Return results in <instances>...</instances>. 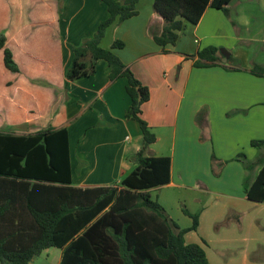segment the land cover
Listing matches in <instances>:
<instances>
[{
  "label": "crops",
  "instance_id": "0c3cea01",
  "mask_svg": "<svg viewBox=\"0 0 264 264\" xmlns=\"http://www.w3.org/2000/svg\"><path fill=\"white\" fill-rule=\"evenodd\" d=\"M18 2L12 0L10 7L22 10L24 1ZM57 2L60 10L52 17V35H20L30 26L27 15L23 12L24 18H19L0 10L1 26L6 25L8 44L15 52L39 56L38 48H46L47 42L55 55L54 61L45 62L53 74L28 81L54 98L44 116L26 124L27 130H40L31 126L61 104L59 125L47 123L45 128L67 130L72 185L114 186L136 168L135 155L142 144L138 123L126 118V78L110 82V68L98 60L94 75L64 88L72 48L92 38L109 14L102 0ZM152 4L153 0H140L138 14L109 26L100 41L103 49H111L115 41L124 44L112 51L150 93L141 117L156 136L152 155L170 160V181L149 193L181 229L192 224L182 209L198 213L197 229L184 238L200 245L210 264H261L264 201L249 200L244 189L264 166V146H251L253 140H264V76L250 73L255 65L264 71V0H232L228 17L207 7L196 25L184 22L176 43L164 47L152 38L164 24ZM209 47L218 49L221 62L194 66L197 54ZM220 49L229 53L228 60ZM240 154L243 162L234 160Z\"/></svg>",
  "mask_w": 264,
  "mask_h": 264
},
{
  "label": "trees",
  "instance_id": "16d2710c",
  "mask_svg": "<svg viewBox=\"0 0 264 264\" xmlns=\"http://www.w3.org/2000/svg\"><path fill=\"white\" fill-rule=\"evenodd\" d=\"M11 1L0 0V10L11 11ZM231 1L153 0V12L164 24L152 38L159 46L173 45L184 22L196 25L207 7L221 10L228 17ZM32 2L26 14L30 26L20 35H52V17L60 10L57 0ZM102 2L109 16L92 38L72 48L64 88L68 82L94 75L98 60L110 68V82L126 78L130 98L126 118L136 121L142 133V144L135 155L136 168L114 186L77 188L70 178L66 129L48 125L35 132L26 129L17 133L15 127L44 116L48 101L54 98L51 92L39 90L28 81L42 73L53 74L45 62L54 61L55 55L47 42L46 48L37 50L40 57L15 52L8 44L0 14V127L9 126L7 132L0 130V264H32L50 248L60 250L59 264H210L204 249L184 238L187 232L197 229L198 213L182 209L192 224L181 229L149 193L170 181V160L152 155L150 146L156 136L141 117L149 90L112 51L122 48V42L115 41L111 49L100 46L109 26L138 14L140 0ZM197 57L196 67L221 62L218 49L212 47L203 49ZM40 67L43 71H36ZM250 73L264 76L257 65ZM251 146L261 148L264 140H253ZM244 158L240 154L234 160ZM244 190L249 200L264 201V166Z\"/></svg>",
  "mask_w": 264,
  "mask_h": 264
},
{
  "label": "rangeland",
  "instance_id": "374dc122",
  "mask_svg": "<svg viewBox=\"0 0 264 264\" xmlns=\"http://www.w3.org/2000/svg\"><path fill=\"white\" fill-rule=\"evenodd\" d=\"M18 1H24V6L21 7L22 10L19 9L18 5L12 6L11 13L12 15L14 14L17 15V17L19 18H24L23 12H24V16H26V13L30 9L29 2H32V0L30 1L29 0H16L17 4L19 3ZM32 3L34 4V2ZM61 107H62L61 104H59L55 110H52L50 112V115L47 119L38 122L35 126H31V129H43L45 128L47 123H50L53 126L59 125V122L61 121V114L59 113V109ZM1 131L7 132L9 130L3 128ZM19 132L17 131V133ZM21 132H27V131H21ZM262 153H264V151H262ZM59 260H60V250L56 248H50V249H47L46 251L41 252V254L32 261V264H58ZM261 264H264V261Z\"/></svg>",
  "mask_w": 264,
  "mask_h": 264
},
{
  "label": "water",
  "instance_id": "95a60500",
  "mask_svg": "<svg viewBox=\"0 0 264 264\" xmlns=\"http://www.w3.org/2000/svg\"><path fill=\"white\" fill-rule=\"evenodd\" d=\"M219 52L226 60L229 59L230 56H229V53L227 51H225L224 49H220ZM14 129L17 131H26L27 126H26V124H23V125L15 127Z\"/></svg>",
  "mask_w": 264,
  "mask_h": 264
}]
</instances>
